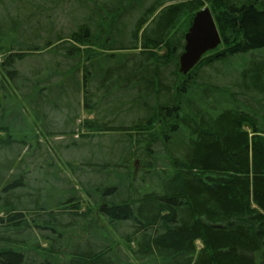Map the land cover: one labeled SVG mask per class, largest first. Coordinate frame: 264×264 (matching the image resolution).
I'll list each match as a JSON object with an SVG mask.
<instances>
[{"label":"trees","instance_id":"obj_1","mask_svg":"<svg viewBox=\"0 0 264 264\" xmlns=\"http://www.w3.org/2000/svg\"><path fill=\"white\" fill-rule=\"evenodd\" d=\"M141 1L128 47L112 33L121 6L97 9L42 47L16 43V22L6 31L0 27V42H10L0 47V93H9L3 99L10 102L20 94L35 119L31 125L24 109L11 108L17 127L25 128L12 129L3 125L8 110H0V156H10L0 159V264H264V61L251 80L224 86L200 80L207 68L264 50V6L258 0H162L142 13L147 0ZM205 4L221 45L181 76L184 34ZM158 10L157 21L144 29ZM183 15L186 27L179 29ZM139 33L143 63L131 76L107 80L98 63L132 59L114 52L138 50ZM44 54L60 55L68 68L47 63L28 78L20 75L18 65ZM84 112L93 118L81 120ZM54 113L69 132L48 128ZM112 132L124 137L112 141L100 163L83 164L103 184L74 183L81 165L53 167L62 158L51 147L54 158L42 166L44 180L49 172L54 179L47 195L40 201V194L26 193L21 152L27 157L43 145L48 154L57 135L71 136L64 149L74 150ZM62 171L69 176L62 178ZM108 179L119 182L103 191ZM94 219L105 221L112 237ZM32 232L49 247L32 241Z\"/></svg>","mask_w":264,"mask_h":264},{"label":"rangeland","instance_id":"obj_2","mask_svg":"<svg viewBox=\"0 0 264 264\" xmlns=\"http://www.w3.org/2000/svg\"><path fill=\"white\" fill-rule=\"evenodd\" d=\"M122 1V0H121ZM120 0H0V27H2V30H7V27L10 26L13 22H16L18 26H15L14 29H16V34H11V37L16 41V43H25L26 45H32V46H38L42 47L44 46L45 41L48 39H55L57 36H63L65 37L69 32L75 29V27L78 24L83 23L85 20V17L91 16L94 11H97V9H105V6L112 7H119L121 6L122 11L119 15L120 18L116 19L114 22V25L112 26V33L114 34V40L117 44L123 45L128 47L130 45V42L132 41V34L134 32V27L136 22L140 18V14L133 13V10L135 7H138L137 4L142 2L141 0H131V3H128L127 0H123L122 4ZM162 0H147L143 4V10L141 12L143 13L146 9L150 8L152 5H154V2H159ZM165 1V0H164ZM262 6H264V0H258ZM168 4V3H166ZM170 4V3H169ZM208 4H205L203 7H201L200 10L204 8H208ZM210 10V9H209ZM160 10H158L149 20V22L144 26V29H147L145 27L151 28L154 19L157 21V16ZM188 16L183 15L180 19L179 23V29H182L184 26L186 27ZM155 21L154 25L157 23ZM18 27V28H17ZM143 29V30H144ZM6 38V37H5ZM10 42L7 44L5 42H0V47L8 46ZM141 33L138 35V50H126V51H115L114 53L118 56H132V59H128L125 61L124 58H121L120 60L116 61H108V62H100L98 63V67L102 69V72L105 75L109 74V77L107 80H117L115 77L118 75L125 76L129 75L131 73L135 72V67L139 66L143 63L145 56H142L141 54L143 50L141 49ZM14 49H17L15 47ZM93 51L97 52V47L93 49ZM164 51L161 50L159 54H163ZM2 59V56L0 54V60ZM264 61V50L262 51H255L253 53L233 57L229 60L220 63L218 65L213 66L212 68H207L203 70L200 74V77L204 83L207 81L208 84H216L220 86H224V84L232 83L235 80H251V74L255 67L257 65H260ZM47 63L57 64L59 63L62 65V67L66 70L68 68V65L64 63V60L60 55L54 57L51 54H44L43 56L39 58H27L26 61L18 65V71L20 75L28 78L29 73L32 70L35 69H43L44 65ZM50 65V64H49ZM48 70V69H47ZM204 72V75H203ZM203 75V76H202ZM244 77V78H242ZM207 80H206V79ZM201 81V82H202ZM4 95L9 96V93H0V110L7 109L6 112L7 118L4 117L3 119V125L11 127L12 129L18 130L19 128L25 129L22 123L20 124V127H17V124L19 121L15 120V115L13 116L12 112L13 110H10L11 108L14 109V111H18L19 109H24L23 112L25 115V119L27 122H31V125L35 123L34 117L29 114L28 111H25V103L22 102L21 95H17V98L12 100V102L9 101L5 97L3 99ZM79 98V96H76ZM193 101H198L199 98L193 97ZM15 114V112H14ZM29 116V118H28ZM51 119L48 120V128L51 129L52 132H69L72 127H66L63 124V118L61 114L54 113L51 115ZM93 118V114L89 115L87 113H82L81 120L84 119H91ZM29 122V124H30ZM24 123V122H23ZM126 125H128V121L125 122ZM76 132V131H75ZM34 138H37V135L34 134ZM69 137L71 136H61L57 135L53 138L49 139V156L46 153V149L43 147V145L40 147L39 151L33 152V154L28 155L27 157H24V153L21 152L19 154V158H24L22 167L28 168V175L26 179V193L32 196V194H40L41 198L40 201L44 200L43 197L47 195V188L46 186L48 182L52 183L54 179L51 176V172L47 174L46 179L44 180V171L42 169V166L44 165L45 160H48L50 157L54 158V155L52 153L51 147L55 151H57L60 154V158L54 159V166L57 169L65 170V162L68 163H75L81 165V171H76V175L74 176L75 181L74 183L81 182L84 185H90V184H97L104 182H100V179L102 181V178H94L95 174L91 169L84 168L83 164L85 162H91V163H100V159L104 153L109 151L113 146L111 145L113 140H117L120 138H123V134L120 132H112L109 134H96V139H93L89 145H79L78 148H75L74 150H65L64 146L69 143ZM78 139V137H74V139ZM80 144V142H79ZM116 148V147H115ZM18 149V148H17ZM16 149V150H17ZM16 150L12 153L13 155L16 154ZM156 150V149H155ZM4 156V157H2ZM0 156V159H9L8 152H4ZM106 159V158H105ZM108 159V158H107ZM111 160V158H110ZM65 161V162H64ZM137 161V165H135L136 171H140L139 167V161L134 160L133 163ZM106 162L102 160V164ZM26 163V164H25ZM119 163V162H118ZM134 165V164H133ZM67 173L66 171H62L60 176L63 178ZM139 173V172H138ZM46 175V174H45ZM69 175H66V178ZM142 177V174H140ZM146 176V175H144ZM139 177V174H138ZM142 180V179H141ZM118 179L110 181L107 180V183L103 186V191H107L113 187L114 184L118 183ZM57 188L62 189L64 188V185L61 183H57ZM95 187V188H94ZM81 188V187H80ZM82 189V188H81ZM36 190V191H34ZM50 190V189H48ZM53 190V189H52ZM55 192V188L52 191ZM94 194L98 195L99 190H96V186H93ZM147 190V189H146ZM148 191V190H147ZM81 194L84 197V194L81 192L79 193V196L81 197ZM91 201V199H90ZM92 202V201H91ZM32 204H29L28 207H31ZM82 210H85L86 203L81 204ZM67 217H63L64 221H66ZM93 222L94 225H96L98 222V227L100 231H102V234L106 232V236H111L112 232L111 229L108 227L105 221L101 222L98 219H94ZM82 227V226H81ZM92 229L93 233H99V230ZM81 229V228H80ZM80 229L77 228L76 231H74L75 238L80 235ZM92 230L89 231V233H92ZM46 233V232H45ZM47 234V233H46ZM112 237V236H111ZM87 238V235L84 234L82 239ZM81 239V240H82ZM32 241L36 240L38 241L39 246L41 247H49V242L44 241L41 238L36 239L34 232H32ZM199 247L201 245H198Z\"/></svg>","mask_w":264,"mask_h":264},{"label":"water","instance_id":"obj_3","mask_svg":"<svg viewBox=\"0 0 264 264\" xmlns=\"http://www.w3.org/2000/svg\"><path fill=\"white\" fill-rule=\"evenodd\" d=\"M221 44V39L209 9L197 12L184 35L183 52L179 57L178 72L186 76L202 57Z\"/></svg>","mask_w":264,"mask_h":264}]
</instances>
